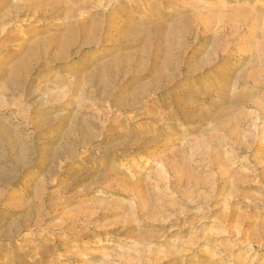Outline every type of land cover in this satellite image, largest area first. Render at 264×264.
I'll return each mask as SVG.
<instances>
[{
	"label": "rangeland",
	"instance_id": "1",
	"mask_svg": "<svg viewBox=\"0 0 264 264\" xmlns=\"http://www.w3.org/2000/svg\"><path fill=\"white\" fill-rule=\"evenodd\" d=\"M264 0H0V264H264Z\"/></svg>",
	"mask_w": 264,
	"mask_h": 264
},
{
	"label": "bare ground",
	"instance_id": "2",
	"mask_svg": "<svg viewBox=\"0 0 264 264\" xmlns=\"http://www.w3.org/2000/svg\"><path fill=\"white\" fill-rule=\"evenodd\" d=\"M260 146H264V139H263L262 143L260 144Z\"/></svg>",
	"mask_w": 264,
	"mask_h": 264
}]
</instances>
